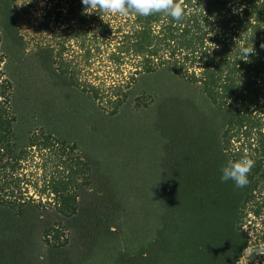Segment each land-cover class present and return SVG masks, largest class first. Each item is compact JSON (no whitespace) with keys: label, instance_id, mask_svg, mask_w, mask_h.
Segmentation results:
<instances>
[{"label":"trees","instance_id":"1","mask_svg":"<svg viewBox=\"0 0 264 264\" xmlns=\"http://www.w3.org/2000/svg\"><path fill=\"white\" fill-rule=\"evenodd\" d=\"M184 7L44 0L30 44L0 0V264H237L264 241V0ZM102 58L112 72L83 78ZM33 149L60 152L37 199L19 181ZM245 153L248 185L221 182Z\"/></svg>","mask_w":264,"mask_h":264},{"label":"rangeland","instance_id":"2","mask_svg":"<svg viewBox=\"0 0 264 264\" xmlns=\"http://www.w3.org/2000/svg\"><path fill=\"white\" fill-rule=\"evenodd\" d=\"M19 14L21 18V27L30 44H34L39 38V31L36 29L39 20H41L44 8V0H18ZM74 58H78L74 55ZM81 74L89 80H101L111 71L110 65H107L104 58L98 62L92 63L90 66L82 64ZM54 150L30 152L27 160L22 163V168L19 175V181L23 189L24 195L39 198V193L43 191L44 180L50 174H56L55 161L57 155ZM264 241L260 237L252 236L250 247L245 251L243 257L237 264H256L261 261L264 264ZM261 251V253H257Z\"/></svg>","mask_w":264,"mask_h":264},{"label":"clouds","instance_id":"3","mask_svg":"<svg viewBox=\"0 0 264 264\" xmlns=\"http://www.w3.org/2000/svg\"><path fill=\"white\" fill-rule=\"evenodd\" d=\"M81 2L84 5V12L89 15L99 10L120 15L133 12L141 17L163 14L177 22L183 21L186 17L184 0H81ZM214 47L215 45L210 44L209 49ZM240 51L241 55L247 58L256 54L252 46L242 47ZM254 166L255 161L248 153L239 159L228 160L220 168L221 182L232 181L236 188H244L249 183L248 176Z\"/></svg>","mask_w":264,"mask_h":264}]
</instances>
